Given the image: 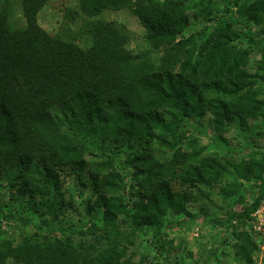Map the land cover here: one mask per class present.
Here are the masks:
<instances>
[{
    "label": "trees",
    "instance_id": "16d2710c",
    "mask_svg": "<svg viewBox=\"0 0 264 264\" xmlns=\"http://www.w3.org/2000/svg\"><path fill=\"white\" fill-rule=\"evenodd\" d=\"M45 2L0 0V187L17 191L24 226L37 219L49 227L50 217L55 236L1 241L0 264H125L115 263L127 250L118 247L125 219L151 232L162 252L174 213L186 211L202 186L225 183L233 166L243 181L232 194L253 178L259 195L238 202L227 220H250L264 200V151L237 164L223 134L235 126L248 132L251 121L264 128V0H79L88 16L130 7L149 44L138 52L119 21L84 19L83 41L51 35L37 20ZM19 9L24 25L11 18ZM80 12H64L67 31ZM246 42L259 57L253 71L239 65L249 56ZM207 115L224 144L221 159L188 134L193 118ZM254 133L264 138V129ZM63 175L93 187L86 211L97 219L86 227L108 248L74 246L59 220L67 206ZM234 234L236 254L252 264L257 243Z\"/></svg>",
    "mask_w": 264,
    "mask_h": 264
},
{
    "label": "rangeland",
    "instance_id": "374dc122",
    "mask_svg": "<svg viewBox=\"0 0 264 264\" xmlns=\"http://www.w3.org/2000/svg\"><path fill=\"white\" fill-rule=\"evenodd\" d=\"M68 9L80 12L79 0H47L37 14L39 25L53 36L67 37L69 35L71 39L83 41L88 38L83 27L84 19L119 21L132 31L130 48L133 51L138 52L149 48V44L145 40V28L130 7L106 8L95 16H88L80 12L79 16L75 15L76 17L70 22V27H68L70 29L67 31L68 29H65L64 26V12ZM11 18L19 25L25 24L20 9ZM247 43L245 48L249 49L248 59H241L239 65L242 69L248 68L249 71H253L256 67L254 58L259 57L254 46ZM193 120L192 125L187 129L190 132L188 134H193L197 138L199 145L204 146L208 155L217 153L220 159L226 157V153L222 154L224 144L220 140L219 133L209 126V116L194 117ZM249 125L250 131L248 132H240L235 126L228 133L223 134L228 139L229 148L235 149L232 150V154L229 152L227 157L237 164L240 159L247 158L249 154L250 157L259 158L264 151V138L254 135L258 129L263 130L264 128L258 126L259 123L255 121H251ZM117 169L121 171V166ZM230 169L225 174V183H215L213 188L202 186V192L196 191L193 199L185 203L186 211L180 210L174 213L172 217L174 224L169 225L164 231L166 244L162 252L156 251L152 246V241L156 237L154 238L151 232L146 233L134 229L129 219H127L128 222L126 219L124 222L120 221L123 229L127 230V234L119 240L118 247H127V250L123 254L119 251L121 257L115 263L121 261L125 264H248L236 254L235 247L240 241L234 234L247 232V235L257 243L256 251L251 253L252 264H264V241L253 226L254 218L251 217L246 223L227 220L229 212L240 210L241 206L237 204L238 202L242 200L243 203L250 205L255 201L259 195L256 186L258 182L251 178L244 183L241 191L234 195L232 194L234 190L230 187L236 184L238 178L234 172V166ZM129 180L130 177H127L126 181ZM238 181L243 180L239 179ZM262 181H264V177ZM176 186L180 187L179 184ZM62 189L65 193L67 206L62 210L59 220H62L61 223L64 224L67 233L71 235L74 246L87 248L86 253L93 252L97 248H108L109 244L106 239L99 240L98 237L89 233L86 227L91 218L97 219L86 211L88 197H92V201H95L96 198L95 195H92L93 187L91 185L83 187L76 183L72 177L63 175ZM226 191L228 196L225 195ZM16 193L15 190L10 192L7 187H0V242L9 240L12 245L19 246L23 242L24 235H32L36 243H40L46 236H53L55 233L51 228L56 226L52 225L50 217L47 219L49 227H39L36 224L37 219L28 226L22 224L18 217L23 215L25 217L26 213L23 211L22 202L15 198ZM127 193L126 191V199L129 201L131 196H128L129 193ZM130 211L129 207L128 213ZM185 212H190L194 216L188 217ZM125 215L127 214L123 216ZM123 216L121 215L119 218L122 219ZM56 232L57 235H63L58 230Z\"/></svg>",
    "mask_w": 264,
    "mask_h": 264
},
{
    "label": "built area",
    "instance_id": "2783aa9c",
    "mask_svg": "<svg viewBox=\"0 0 264 264\" xmlns=\"http://www.w3.org/2000/svg\"><path fill=\"white\" fill-rule=\"evenodd\" d=\"M253 220V226L261 235L264 241V200L261 201L259 206L251 214Z\"/></svg>",
    "mask_w": 264,
    "mask_h": 264
}]
</instances>
